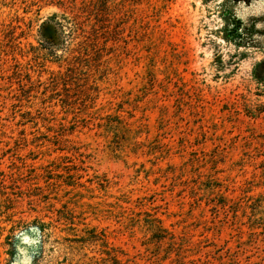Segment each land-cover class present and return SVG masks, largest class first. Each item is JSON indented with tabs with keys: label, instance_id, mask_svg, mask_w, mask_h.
<instances>
[{
	"label": "rangeland",
	"instance_id": "rangeland-1",
	"mask_svg": "<svg viewBox=\"0 0 264 264\" xmlns=\"http://www.w3.org/2000/svg\"><path fill=\"white\" fill-rule=\"evenodd\" d=\"M224 2L0 0V264H264V0L246 47Z\"/></svg>",
	"mask_w": 264,
	"mask_h": 264
},
{
	"label": "trees",
	"instance_id": "trees-1",
	"mask_svg": "<svg viewBox=\"0 0 264 264\" xmlns=\"http://www.w3.org/2000/svg\"><path fill=\"white\" fill-rule=\"evenodd\" d=\"M252 0H225L224 4L220 5V17L224 23L220 31L221 38L236 47H246L253 42L254 38L258 35L256 24L245 23L237 13H235L234 5L241 4L242 2H250ZM257 73L255 78L260 84H264V72L260 73V67H264V60L257 66Z\"/></svg>",
	"mask_w": 264,
	"mask_h": 264
}]
</instances>
